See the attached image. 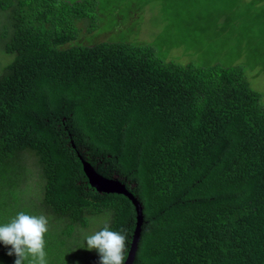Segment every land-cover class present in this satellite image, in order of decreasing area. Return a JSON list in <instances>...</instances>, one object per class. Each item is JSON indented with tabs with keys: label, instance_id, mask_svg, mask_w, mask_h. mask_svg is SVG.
Segmentation results:
<instances>
[{
	"label": "trees",
	"instance_id": "16d2710c",
	"mask_svg": "<svg viewBox=\"0 0 264 264\" xmlns=\"http://www.w3.org/2000/svg\"><path fill=\"white\" fill-rule=\"evenodd\" d=\"M0 13V225L46 215L48 264H99L84 238L124 228L126 260L135 210L94 191L80 157L141 205L134 264H264V106L242 66L78 43L99 0H0Z\"/></svg>",
	"mask_w": 264,
	"mask_h": 264
},
{
	"label": "rangeland",
	"instance_id": "374dc122",
	"mask_svg": "<svg viewBox=\"0 0 264 264\" xmlns=\"http://www.w3.org/2000/svg\"><path fill=\"white\" fill-rule=\"evenodd\" d=\"M99 1L100 27L83 30L78 43L152 46L179 65L242 66L264 106V0ZM8 22V13H0V34ZM9 57L0 51V73Z\"/></svg>",
	"mask_w": 264,
	"mask_h": 264
},
{
	"label": "clouds",
	"instance_id": "9594fccd",
	"mask_svg": "<svg viewBox=\"0 0 264 264\" xmlns=\"http://www.w3.org/2000/svg\"><path fill=\"white\" fill-rule=\"evenodd\" d=\"M49 231L46 215L19 212L7 224L0 225V243L10 246L9 256L14 264H48L45 234ZM88 250H95L99 264H124L127 251L126 229L112 231L106 224L101 230L84 238ZM31 257V259H29Z\"/></svg>",
	"mask_w": 264,
	"mask_h": 264
},
{
	"label": "water",
	"instance_id": "95a60500",
	"mask_svg": "<svg viewBox=\"0 0 264 264\" xmlns=\"http://www.w3.org/2000/svg\"><path fill=\"white\" fill-rule=\"evenodd\" d=\"M74 148V146H73ZM82 166V171L87 179L88 185L98 194L118 195L127 198L136 213V225L132 235L130 248L124 264H134L135 256L140 240L141 228L143 223L142 207L134 196L129 192L124 184L115 178L108 179L98 174L87 162L79 157Z\"/></svg>",
	"mask_w": 264,
	"mask_h": 264
}]
</instances>
